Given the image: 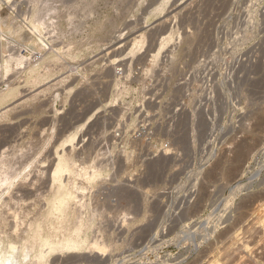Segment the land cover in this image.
I'll return each mask as SVG.
<instances>
[{
  "label": "rangeland",
  "instance_id": "rangeland-1",
  "mask_svg": "<svg viewBox=\"0 0 264 264\" xmlns=\"http://www.w3.org/2000/svg\"><path fill=\"white\" fill-rule=\"evenodd\" d=\"M57 13L45 71L36 63L18 71L22 60L6 58L5 74L0 57V177L16 196L0 203V250L23 249L38 232L82 245L45 264H264V0H63ZM137 36L144 42L131 52ZM116 61L140 69L121 90ZM117 123L150 127L155 149L116 146ZM56 154L74 168L63 177L66 214L49 207L61 198L50 172ZM35 251L11 264H32Z\"/></svg>",
  "mask_w": 264,
  "mask_h": 264
},
{
  "label": "built area",
  "instance_id": "built-area-1",
  "mask_svg": "<svg viewBox=\"0 0 264 264\" xmlns=\"http://www.w3.org/2000/svg\"><path fill=\"white\" fill-rule=\"evenodd\" d=\"M62 4L63 0H0L2 58L22 59L23 65L18 71L30 63L40 64V71H45L48 56L55 54L54 45L59 37L57 9ZM26 40L35 41L38 48L32 50ZM111 66L113 85L120 90L133 78L134 73L140 70L136 68L131 73L120 61L114 62ZM116 100L117 96L114 97L113 103ZM111 138L116 146H122L123 142L130 140L134 143H146L150 151L155 149L154 133L143 123L126 130L124 124L117 123L111 130ZM160 146L163 150H167L170 147V140L162 141Z\"/></svg>",
  "mask_w": 264,
  "mask_h": 264
},
{
  "label": "bare ground",
  "instance_id": "bare-ground-1",
  "mask_svg": "<svg viewBox=\"0 0 264 264\" xmlns=\"http://www.w3.org/2000/svg\"><path fill=\"white\" fill-rule=\"evenodd\" d=\"M168 0H166L167 2ZM163 9V5H160V7L157 8V11H162ZM164 24V23H163ZM164 29V28H163ZM164 32V31H163ZM17 33V32H16ZM14 33V34H16ZM13 34V33H12ZM171 38V33H168V34H165L164 36H162L160 39H159V46L156 48V50L154 51V54L152 55L153 58H157L158 55L160 54V52L163 50V48L168 44L169 40ZM123 40V38H121ZM121 40V41H122ZM29 40H27L28 42ZM129 41V40H128ZM131 42V52H134L135 50H138L141 45L143 44L144 42V37L143 36H137L136 38H132V40L130 41ZM30 43L33 44V46H37L36 45V42L35 41H31ZM129 44V43H128ZM138 47V48H137ZM38 48V47H37ZM137 48V49H136ZM155 49V48H154ZM106 50V49H104ZM1 51V50H0ZM2 53H0V57ZM18 60V59H17ZM16 60V62H17ZM20 60V59H19ZM22 60V59H21ZM3 63H5V67H3L2 69L4 70L5 74L7 72L10 71L9 69V66L6 67V58L2 60ZM16 64V63H15ZM23 63L21 61H18L16 66H21ZM1 67V66H0ZM124 89V88H123ZM119 92V91H118ZM15 93V90L11 91V94H14ZM123 93V92H122ZM118 94V93H117ZM120 95V94H119ZM122 96V95H121ZM6 97V92H4L3 94L0 95V99H3ZM3 100L0 101L3 102ZM102 101V100H101ZM114 101V98H111V100L109 101V103H112ZM104 102V100H103ZM102 103V102H101ZM93 105V103H92ZM13 106V105H12ZM97 106V105H96ZM109 107V106H108ZM107 107V108H108ZM8 109V108H7ZM3 111V110H2ZM88 111V110H87ZM98 113V112H97ZM97 113H91L89 114L87 117H84L85 119L83 120H79L78 121V124L72 128V130L68 133V135L65 137L64 140H62L60 143V146L61 148L63 149L64 147H69L70 145L72 146L73 143H75L76 139L77 141L79 140L78 138V135L79 133L84 129V127L86 126L87 123H89V120L91 119V117L94 115V114H97ZM262 121V120H261ZM102 122H104L102 120ZM253 123V122H252ZM256 123V122H255ZM257 124V123H256ZM260 127H262L260 125ZM251 128V127H250ZM256 128V127H255ZM260 129V128H259ZM248 130V129H247ZM252 130V129H251ZM262 130V129H261ZM256 131V130H255ZM247 132V131H246ZM259 133V132H258ZM247 134V133H246ZM249 135V134H248ZM251 137V136H250ZM264 137V136H263ZM253 138V137H252ZM260 138V137H259ZM250 139V138H249ZM245 140V139H244ZM261 140V139H260ZM256 141V140H255ZM254 143V142H253ZM256 143V142H255ZM244 144V143H243ZM240 145V144H239ZM241 146V145H240ZM242 150V149H241ZM247 150V148H246ZM65 151V150H64ZM249 151V150H248ZM59 152V151H58ZM242 152V151H241ZM245 153V152H244ZM251 153V152H250ZM63 154V153H62ZM66 157V158H65ZM69 157V156H68ZM67 156H63V155H57L55 156L56 158V164L53 165V169L50 171L51 172V180H52V183H53V187H54V190L56 192V194H61V198L57 201H51V207L50 210L52 208H55L59 214L60 213H65L68 211V206L70 208V204H72V197H71V191L70 192H66L64 191L65 189V185L63 184V182H65L63 179V177L66 175V176H69L72 172V170L74 168H72L71 165H69V159H68ZM248 157V156H247ZM245 158V157H244ZM2 160V159H1ZM68 161V162H67ZM156 163V162H155ZM2 164V163H1ZM71 164V163H70ZM155 165V164H154ZM150 167V166H149ZM155 167V166H153ZM28 168V167H27ZM151 170V169H150ZM5 173V172H4ZM1 174V173H0ZM97 174V171L96 170H93L92 172V175H91V179L92 178H95ZM29 176V175H28ZM16 177V176H15ZM28 178V177H27ZM50 178V177H49ZM11 178L7 177V176H4V178H1L0 177V203L1 200H2V197L4 196V194L6 193L7 197L9 195H11V193L13 192H10V189L13 187V182L12 180H10ZM26 179V178H25ZM50 180V181H51ZM68 182V181H67ZM19 184V183H18ZM22 185V184H21ZM24 185V184H23ZM51 185V184H50ZM24 187V186H23ZM22 187V188H23ZM20 188V187H19ZM20 188V189H22ZM19 189V190H20ZM51 189H52V186H51ZM27 190V189H26ZM22 191V190H21ZM18 192V191H17ZM15 191V193H17ZM27 192V191H26ZM22 193V192H21ZM264 194V193H263ZM18 195V194H17ZM12 197V195H11ZM23 197V196H22ZM25 197V196H24ZM12 198H16L15 197H12ZM11 200V198L9 197L8 200ZM5 200V199H4ZM9 200V201H10ZM13 200V199H12ZM19 200V199H18ZM6 202V200L4 201ZM11 203V201H10ZM3 205V204H2ZM9 205V204H8ZM50 205V203H49ZM7 206V205H6ZM14 207V206H13ZM18 207V206H17ZM77 207V205H76ZM75 207V208H76ZM2 208V207H1ZM7 208V207H6ZM3 209V208H2ZM22 209V208H21ZM78 209V208H77ZM5 210V209H4ZM7 210V209H6ZM67 210V211H66ZM72 210V209H71ZM75 211V210H74ZM12 212V211H11ZM10 212V213H11ZM14 212V211H13ZM16 212V211H15ZM17 213V212H16ZM8 214V213H7ZM49 214V213H48ZM51 214V213H50ZM57 213H55L56 215ZM66 214V213H65ZM69 214V213H68ZM15 215V213H14ZM5 216V215H4ZM10 216V214H9ZM48 216V215H47ZM53 216V215H52ZM59 215H56V217H58ZM64 217V215L62 216ZM60 217L61 219H64ZM66 217V216H65ZM14 218V217H13ZM74 218V217H73ZM1 219V218H0ZM44 220V219H43ZM59 220V219H58ZM67 220V219H66ZM62 221V220H61ZM16 223V222H15ZM74 223V222H73ZM79 223V221H78ZM38 228V227H37ZM35 228V229H37ZM78 228V227H77ZM40 231V230H39ZM37 232V230H36ZM35 233V232H34ZM50 233V232H49ZM53 236V234H52ZM56 236V235H55ZM32 238V237H30ZM56 239V237H54ZM54 239V242H49L47 240H44L40 237V233H35V236L33 235V239L31 241V244L29 242H27L29 244V246H26L24 245L23 249H20L14 245V244H7L9 245L5 250L6 251H2L0 250V264H11L13 262H17V263H24V261H26L28 258H29V253L32 252V249L33 250H36L38 249V251L36 252V255H35V261L32 263V264H45V261L47 259V257L53 253H55L57 250L62 251V249H64L65 251L69 252V251H77L82 245H81V242L79 241L78 237L77 236H72V237H69V238H62L60 241H57ZM25 240V239H24ZM30 241V239L28 240ZM23 243V242H22ZM92 245V244H91ZM19 246V245H18ZM47 246V252L44 250H40L41 248L43 247H46ZM90 246V245H89ZM1 249V248H0ZM45 249V248H44ZM30 250V251H29ZM90 252L91 253H95V254H99L101 255V251H103V248H101L99 245H92L90 247ZM88 251V250H87ZM89 252V251H88ZM71 253V252H70ZM75 254V252H73ZM79 256V255H78ZM99 258V257H98ZM29 262V261H28ZM31 263V262H30Z\"/></svg>",
  "mask_w": 264,
  "mask_h": 264
}]
</instances>
